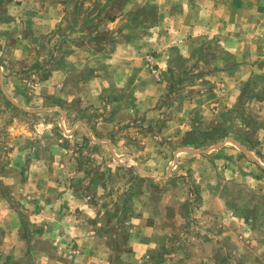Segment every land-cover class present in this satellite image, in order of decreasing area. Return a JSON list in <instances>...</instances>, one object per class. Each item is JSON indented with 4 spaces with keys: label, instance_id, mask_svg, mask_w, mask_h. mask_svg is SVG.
<instances>
[{
    "label": "rangeland",
    "instance_id": "rangeland-1",
    "mask_svg": "<svg viewBox=\"0 0 264 264\" xmlns=\"http://www.w3.org/2000/svg\"><path fill=\"white\" fill-rule=\"evenodd\" d=\"M12 1L0 0V192L15 214L0 225V264H40L53 228L56 246L88 232L87 255L106 264H264V16L253 42L227 49L221 34L170 31L157 0H75L52 32H22ZM24 35L31 47L20 57ZM118 41H148L143 66L160 91L152 107L118 108L115 82L83 107L42 88L67 55L100 53L93 65L104 67ZM245 58L262 63L234 105L214 108V76ZM14 135L27 158L9 154ZM22 164L33 169L14 171ZM51 179L53 206L36 188Z\"/></svg>",
    "mask_w": 264,
    "mask_h": 264
},
{
    "label": "crops",
    "instance_id": "crops-1",
    "mask_svg": "<svg viewBox=\"0 0 264 264\" xmlns=\"http://www.w3.org/2000/svg\"><path fill=\"white\" fill-rule=\"evenodd\" d=\"M29 1L30 0H22L23 3H21V0H13L11 5L18 9L17 18L19 20L17 25L21 28L22 24V32L25 31L26 27L31 28V30L33 28L36 32H52L54 30H59L60 25L65 21L64 18L67 14H70V5L74 3L75 0H31L32 4L26 6V2ZM158 1L161 2L162 5L164 4L166 12L164 16L168 15L167 24L165 22L163 26L166 25V28H170V31L173 33L214 32L221 34V39L227 49H237L243 46L242 44L247 45V42H253L255 38L258 37V31H261L262 28L258 29L257 23H260L264 16V0H157V2ZM177 2L179 3V7L183 9L179 13L174 12L176 10L174 6ZM27 14L31 15V17H28ZM175 18H180V20L176 21ZM124 21L123 19H118L116 24L119 22L122 24ZM83 22L82 20L78 22V24L83 25ZM67 23L70 24L69 21H67ZM254 23H256L255 27ZM27 24L28 26H26ZM69 24L67 26H69ZM65 27L66 26L63 28ZM82 28V26L69 27L68 32L78 33L82 31ZM161 31L165 32L166 29H162ZM8 32L13 33V30L10 29ZM241 32L243 35H240ZM151 33L154 34L155 30L152 29ZM178 38L180 37L178 36ZM25 40H27L26 35L19 39L20 48L23 50L19 53L20 57H26L30 52L31 44H27ZM145 42L146 45H141L139 47L141 44L139 41H118L116 46H114V52L112 51L109 55H106L104 67L93 65V61H96V58L102 59V54L97 53L89 56V54H84L78 50L77 52L67 55L65 60H63L64 66L65 64L67 66L63 69H53L51 75H48L41 81V86L42 88H48V92L51 95L65 101H72L78 98L82 101L83 107L84 104H100L102 92L108 93L105 90H111L112 87L110 86L113 85L112 82H115L116 86H113L116 89L120 88L115 103V105H118V108H141L144 103L146 104V108L148 106L152 107V105L156 103L157 100L155 98H157L160 91L156 83L151 81L149 84L148 80L151 77L143 66L144 59L141 54L145 49H148V41ZM103 52L106 54V51ZM260 63H262V59L256 64L248 58H245L238 67L219 71L214 76V108H228L227 106L234 105L241 94L240 85L248 80ZM87 66H94L93 68L97 71H95L94 74L88 73ZM112 69L114 70L113 74ZM128 71H130V76L126 74ZM13 77L16 78V76ZM139 79L141 80L139 81ZM125 82L131 84L130 90L133 88L135 90L134 100L131 101V99H129V102L127 96L122 94L124 88L127 87ZM104 95L105 94H103V96ZM99 123H109V121L105 120ZM167 134L172 135L171 132H167ZM13 138L16 144H12L13 149L9 154L12 155L13 158H27V151L22 147L23 139L19 137L15 140V135ZM175 156L180 160L179 153ZM26 163L28 164V162ZM32 166L33 165H31L29 170L33 169ZM13 168L15 169L14 171L18 173H27L29 171L23 164L19 167L13 166ZM38 170H41V168H38ZM8 171H10V169H8ZM29 183L30 182L20 183L19 187L23 188L26 186L32 189ZM58 184H60V182L57 181V179H51L41 185H36V188L41 192L42 196L50 200L48 203L51 206L54 205L53 201L60 190ZM0 202V225H2V223L6 221L4 213L10 214L11 217V214H15V212L13 210L14 208L10 207L11 203L9 198L4 197L1 192ZM52 219L55 220L54 217ZM15 220H18V222L22 220L21 212H19L18 218L16 217ZM48 230L44 231V236L54 237V233L56 232L55 228ZM60 231L64 232L65 230ZM67 235L68 234H66V236ZM86 235L83 233L77 235L74 241L72 240L69 242V240H66L67 243H60V241L57 240L59 243L57 246L55 245L54 239H46L49 242L48 245H38V247L43 246L46 248V251H44L45 255H43V260L40 264H69L68 262L70 261L71 263L72 260L68 259L67 254L72 251V259H75L76 264H82V259L85 260L86 264H106L105 261H102V259L105 260V255L100 259H91L87 255V249H84V245L88 239L89 233L87 232ZM35 245L37 246V244ZM136 251L138 254L141 253L140 250L136 249ZM20 264L30 263L21 262Z\"/></svg>",
    "mask_w": 264,
    "mask_h": 264
},
{
    "label": "trees",
    "instance_id": "trees-1",
    "mask_svg": "<svg viewBox=\"0 0 264 264\" xmlns=\"http://www.w3.org/2000/svg\"><path fill=\"white\" fill-rule=\"evenodd\" d=\"M218 138L217 136H214V139Z\"/></svg>",
    "mask_w": 264,
    "mask_h": 264
}]
</instances>
